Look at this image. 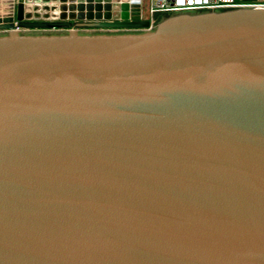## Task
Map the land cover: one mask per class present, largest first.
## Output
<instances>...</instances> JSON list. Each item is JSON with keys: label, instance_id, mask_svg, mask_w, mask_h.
I'll return each instance as SVG.
<instances>
[{"label": "water", "instance_id": "water-1", "mask_svg": "<svg viewBox=\"0 0 264 264\" xmlns=\"http://www.w3.org/2000/svg\"><path fill=\"white\" fill-rule=\"evenodd\" d=\"M150 19L0 0V264H264V5Z\"/></svg>", "mask_w": 264, "mask_h": 264}, {"label": "built area", "instance_id": "built-area-1", "mask_svg": "<svg viewBox=\"0 0 264 264\" xmlns=\"http://www.w3.org/2000/svg\"><path fill=\"white\" fill-rule=\"evenodd\" d=\"M264 2L245 0H150V26L142 30L150 31L157 23L158 14H174L180 12H201L209 10H223L235 7L260 6ZM142 31L136 29V31Z\"/></svg>", "mask_w": 264, "mask_h": 264}, {"label": "crops", "instance_id": "crops-1", "mask_svg": "<svg viewBox=\"0 0 264 264\" xmlns=\"http://www.w3.org/2000/svg\"><path fill=\"white\" fill-rule=\"evenodd\" d=\"M260 1L264 2V0H260ZM121 31H123V30L96 29V28H87V27H83V28L78 29V32L80 34L117 33V32H121ZM127 31H131V30H127ZM67 32H68L67 29H56V30H28L27 29V30H21V33H25V34H41V33L65 34ZM5 33H7V32L0 31V35L5 34Z\"/></svg>", "mask_w": 264, "mask_h": 264}, {"label": "rangeland", "instance_id": "rangeland-1", "mask_svg": "<svg viewBox=\"0 0 264 264\" xmlns=\"http://www.w3.org/2000/svg\"><path fill=\"white\" fill-rule=\"evenodd\" d=\"M168 15L167 14H158L157 16H156V18L158 19L157 20V23L160 21V20H163L165 17H167ZM132 31V30H131ZM123 32H129V31H123Z\"/></svg>", "mask_w": 264, "mask_h": 264}]
</instances>
